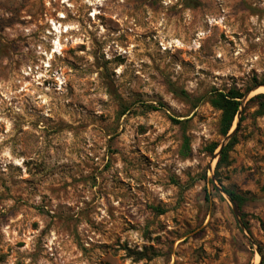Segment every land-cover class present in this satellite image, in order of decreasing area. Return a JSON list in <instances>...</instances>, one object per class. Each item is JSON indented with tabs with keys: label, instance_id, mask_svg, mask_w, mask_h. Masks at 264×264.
Instances as JSON below:
<instances>
[{
	"label": "rangeland",
	"instance_id": "374dc122",
	"mask_svg": "<svg viewBox=\"0 0 264 264\" xmlns=\"http://www.w3.org/2000/svg\"><path fill=\"white\" fill-rule=\"evenodd\" d=\"M259 85L264 0H0V264H264Z\"/></svg>",
	"mask_w": 264,
	"mask_h": 264
},
{
	"label": "trees",
	"instance_id": "16d2710c",
	"mask_svg": "<svg viewBox=\"0 0 264 264\" xmlns=\"http://www.w3.org/2000/svg\"><path fill=\"white\" fill-rule=\"evenodd\" d=\"M181 96L185 97L187 100H191L193 102V105H196L202 100L201 98H193L190 95H188L184 91L177 92ZM247 92L243 93L239 91L238 89L232 88L228 90L227 92L220 91V90H212L209 95V102L210 104L217 110L221 112V120H220V133L222 136L226 137L230 130L233 127V124L235 122V118L239 112L240 106H241V100L244 98L245 94ZM256 104L258 105V110L257 113L259 115H264V93H259L250 98L243 110L239 125L236 129V132L234 133L233 137L231 140L228 142V144L223 148L220 157L217 162V169L220 168L223 164H228L229 162V152L233 149V147L236 145L238 142V131L240 129V125L242 121L244 120V113L246 110L252 105ZM152 109L156 110L157 108L153 107ZM177 123L178 120H176ZM185 148L187 153L189 152V147L187 146L188 144H185ZM219 144L218 143H212L211 145L208 146V152L210 155H213L215 150L218 148ZM209 183L212 184V182L209 180ZM213 185V184H212ZM214 187V185H213ZM215 189V187H214ZM226 192L230 195V197L233 199L234 203L236 204L240 215L242 219L244 220L245 214L242 212L243 206L246 204L248 201V198L244 195L239 194L238 192L231 190V189H226ZM244 224L247 228V230L250 232V228L248 226V222L244 221ZM262 230L264 232V222H261ZM262 263V262H261Z\"/></svg>",
	"mask_w": 264,
	"mask_h": 264
},
{
	"label": "water",
	"instance_id": "95a60500",
	"mask_svg": "<svg viewBox=\"0 0 264 264\" xmlns=\"http://www.w3.org/2000/svg\"><path fill=\"white\" fill-rule=\"evenodd\" d=\"M261 86H264V85H259L257 87H255L253 90H256L258 88H260ZM253 90H250L248 91L244 98L241 100V106H240V109H239V112L235 118V122L233 124V127L232 129L230 130V132L228 133V135L224 138V141L218 146V148L215 150L214 154H213V159L215 158H218L223 150V148L228 144V142L231 140V138L233 137L234 133L236 132V129L239 125V122H240V119H241V116H242V113H243V110H244V107H245V104L247 103V101L250 99V94ZM210 181L212 182V184L214 185L215 189L218 190L221 194H223L227 199L228 201L230 202V205H231V208H232V211L237 219V222L241 228V230L247 235V238L248 240L251 242V244L253 245H256L255 242L253 241L252 237L249 235V231L247 230L242 218H241V215L239 213V210L236 206V204L234 203L233 199L230 197V195L226 192V190L221 187L220 185L217 184V180H216V177L215 175H212L211 178H210Z\"/></svg>",
	"mask_w": 264,
	"mask_h": 264
},
{
	"label": "bare ground",
	"instance_id": "6f19581e",
	"mask_svg": "<svg viewBox=\"0 0 264 264\" xmlns=\"http://www.w3.org/2000/svg\"><path fill=\"white\" fill-rule=\"evenodd\" d=\"M258 90H260L261 92H264V86H261L260 88H258ZM256 260L258 261V258H256Z\"/></svg>",
	"mask_w": 264,
	"mask_h": 264
}]
</instances>
